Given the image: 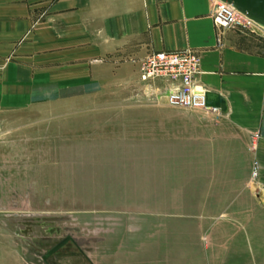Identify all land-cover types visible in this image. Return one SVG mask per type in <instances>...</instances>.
Segmentation results:
<instances>
[{
	"label": "crops",
	"instance_id": "0c3cea01",
	"mask_svg": "<svg viewBox=\"0 0 264 264\" xmlns=\"http://www.w3.org/2000/svg\"><path fill=\"white\" fill-rule=\"evenodd\" d=\"M212 4L0 0V110L93 96L105 86L125 92L117 87L141 83V57L183 47L200 53L196 85L227 102L226 111L163 98L83 108L90 115L81 117L83 138L118 164L77 175L76 183L92 193L138 192L140 216L78 219L87 234L51 254L56 264H264V46L232 28L218 43ZM136 154L138 167L124 164ZM26 241L0 233V264H30L26 253L46 264Z\"/></svg>",
	"mask_w": 264,
	"mask_h": 264
},
{
	"label": "rangeland",
	"instance_id": "374dc122",
	"mask_svg": "<svg viewBox=\"0 0 264 264\" xmlns=\"http://www.w3.org/2000/svg\"><path fill=\"white\" fill-rule=\"evenodd\" d=\"M237 30L264 46V34L260 31ZM117 89L127 93L131 90L134 95L123 96L125 92L110 91L111 88L105 86L93 96L42 97L15 110H0V233L25 238L28 241L25 245L30 244L43 253L42 260L46 264H56L51 254L66 241L71 243L77 234H87L88 229L81 226L78 219L82 221L83 217L108 212L140 216L138 192L92 193V187L76 183L77 175L82 176L86 171L92 175L99 166L118 164L105 158L108 152L101 150L102 147L83 138L86 126L81 117L90 116L82 113L83 108L139 105L150 101L143 94L140 82L128 89L122 85ZM132 158L135 161L124 164L138 167V154ZM136 186L138 190V183ZM99 205L113 208L103 210L105 212L93 209ZM128 205L133 208L121 209ZM65 235H70L71 239L43 257ZM23 257L35 264L30 253Z\"/></svg>",
	"mask_w": 264,
	"mask_h": 264
},
{
	"label": "built area",
	"instance_id": "2783aa9c",
	"mask_svg": "<svg viewBox=\"0 0 264 264\" xmlns=\"http://www.w3.org/2000/svg\"><path fill=\"white\" fill-rule=\"evenodd\" d=\"M212 1L211 15L217 29L218 43H221V36L227 28L264 34L263 26L230 3ZM200 61V53L191 47L148 52L138 60L137 72L143 94L151 100L163 98L168 105L215 109V106L205 103L207 89L195 83V76L200 72ZM258 172L259 163L253 160L251 179H256Z\"/></svg>",
	"mask_w": 264,
	"mask_h": 264
},
{
	"label": "water",
	"instance_id": "95a60500",
	"mask_svg": "<svg viewBox=\"0 0 264 264\" xmlns=\"http://www.w3.org/2000/svg\"><path fill=\"white\" fill-rule=\"evenodd\" d=\"M230 3L238 11L250 17L260 25L264 26V0H223ZM205 103L209 106H215L220 108L222 111L227 110V102L223 95L216 91L207 89L205 91ZM71 239L70 235H65L55 245L50 247L43 255L47 257L54 252L60 245L66 240Z\"/></svg>",
	"mask_w": 264,
	"mask_h": 264
},
{
	"label": "bare ground",
	"instance_id": "6f19581e",
	"mask_svg": "<svg viewBox=\"0 0 264 264\" xmlns=\"http://www.w3.org/2000/svg\"><path fill=\"white\" fill-rule=\"evenodd\" d=\"M250 18V17H249ZM253 20V19H252ZM261 26H263V25H261ZM264 27V26H263ZM41 254H43V253H41Z\"/></svg>",
	"mask_w": 264,
	"mask_h": 264
}]
</instances>
